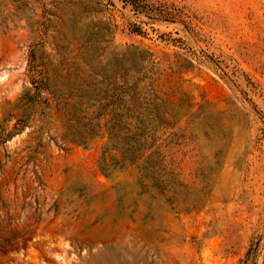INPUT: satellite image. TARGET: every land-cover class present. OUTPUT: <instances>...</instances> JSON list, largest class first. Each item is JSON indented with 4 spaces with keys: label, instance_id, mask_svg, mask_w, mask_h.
Instances as JSON below:
<instances>
[{
    "label": "rangeland",
    "instance_id": "obj_1",
    "mask_svg": "<svg viewBox=\"0 0 264 264\" xmlns=\"http://www.w3.org/2000/svg\"><path fill=\"white\" fill-rule=\"evenodd\" d=\"M0 264H264V0H0Z\"/></svg>",
    "mask_w": 264,
    "mask_h": 264
}]
</instances>
